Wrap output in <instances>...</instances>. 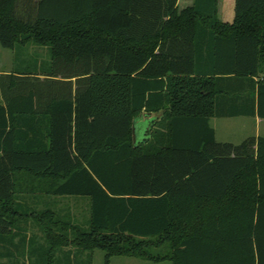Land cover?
Here are the masks:
<instances>
[{"label": "trees", "instance_id": "1", "mask_svg": "<svg viewBox=\"0 0 264 264\" xmlns=\"http://www.w3.org/2000/svg\"><path fill=\"white\" fill-rule=\"evenodd\" d=\"M16 2L0 0V47L47 46L50 61L0 77V264H66L69 244L104 264H264V138L218 144L209 125L264 119V0H234L231 23L218 0H24L22 18ZM23 195L86 197L89 217Z\"/></svg>", "mask_w": 264, "mask_h": 264}, {"label": "rangeland", "instance_id": "2", "mask_svg": "<svg viewBox=\"0 0 264 264\" xmlns=\"http://www.w3.org/2000/svg\"><path fill=\"white\" fill-rule=\"evenodd\" d=\"M23 1L17 0L15 4V13L18 18L23 17ZM219 6L223 11V18L225 20L226 14L231 9L230 0L219 1ZM222 21V20H221ZM225 22V21H222ZM48 47L33 44L31 42L27 44H16V47L13 50H6L0 47V60L4 63L8 62V66H4L3 70L11 72H20L29 69L40 72L41 67H46L48 63ZM39 61V62H38ZM36 78V79H35ZM34 81H43L42 76H33ZM59 80V79H57ZM239 120L235 119H219L212 122V125L217 123V140L221 141H231L238 142L237 140L242 136L240 130ZM143 133V132H142ZM142 133H140L139 138H142ZM52 209L56 211L59 216L69 215L70 218H76L79 222H86L89 213H88V199L86 197H74V196H64L59 197L57 203H54ZM27 232V238L31 235H37L38 231L35 228V225L30 224L23 225ZM103 255L101 251L94 252V264H103ZM1 263H5L2 261ZM111 264H152L151 262L141 261L134 258H124V257H114L111 259ZM168 264V263H166Z\"/></svg>", "mask_w": 264, "mask_h": 264}, {"label": "crops", "instance_id": "3", "mask_svg": "<svg viewBox=\"0 0 264 264\" xmlns=\"http://www.w3.org/2000/svg\"><path fill=\"white\" fill-rule=\"evenodd\" d=\"M218 0V18L219 20L225 21L226 23H231L234 18V0L231 1V9L226 14L225 20L223 18V11L221 10L219 6ZM193 0H177V8L179 10L185 9L187 7H190L192 5ZM48 62L50 61L49 53H48ZM39 62V61H38ZM8 62L4 63V61L0 60V77L4 75H9L12 72L11 71H5L3 70L4 66H8ZM43 77V76H42ZM44 78V77H43ZM57 79H61L58 77ZM2 103V97L0 93V104ZM142 119L139 120V124L141 126H147L151 120L154 119V114H141ZM219 119H235L239 120L237 121L240 125V128H237V130H240L242 133V136L237 140L238 142H231V141H221L217 140V123L215 125H212V122ZM210 127L214 130L215 133V140L218 144H227L232 147H237L241 145L244 141L247 139H257V138H264V119H260L257 116H237L232 118H211L209 121ZM59 197L56 196H50V195H23L20 196V202H22L25 206L29 208H35L36 210H45V209H52L54 203H57ZM227 221H230V217H226ZM78 220V219H77ZM20 222L22 224L30 225L33 222V219L31 217L28 218H21ZM79 222V221H78ZM36 228V227H35ZM28 230V229H27ZM38 231V242L42 245H44V248H46V242H44L45 237L41 234L39 231V228H36ZM240 228H228L227 229V239L229 240L228 244V250L229 254H238L245 251L244 243L245 236L243 231H239ZM217 234V233H216ZM216 236V235H215ZM258 238L259 242L261 239L264 241V227L259 229L258 231ZM255 247V245H254ZM264 248V246H263ZM61 252H57L56 254L60 255L65 253L67 256L66 264H94V252L92 254L88 251H82L79 248H76L74 245H67L62 247ZM114 258V257H113ZM112 259V258H111ZM111 259L108 264H111ZM152 264H166L168 262L163 263H153ZM103 264H104V255H103ZM134 264H141V263H134ZM170 264V263H168Z\"/></svg>", "mask_w": 264, "mask_h": 264}, {"label": "water", "instance_id": "4", "mask_svg": "<svg viewBox=\"0 0 264 264\" xmlns=\"http://www.w3.org/2000/svg\"><path fill=\"white\" fill-rule=\"evenodd\" d=\"M142 116L143 115H139L133 122V126H132V141H133L134 145H136V143L143 138V135H144V133L146 131V128L148 127V125L147 126H141L139 124V120L142 119ZM140 133H142L141 134L142 138H139Z\"/></svg>", "mask_w": 264, "mask_h": 264}]
</instances>
